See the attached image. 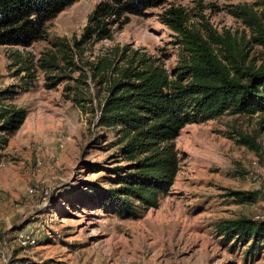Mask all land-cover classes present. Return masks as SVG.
<instances>
[{
    "label": "rangeland",
    "instance_id": "1",
    "mask_svg": "<svg viewBox=\"0 0 264 264\" xmlns=\"http://www.w3.org/2000/svg\"><path fill=\"white\" fill-rule=\"evenodd\" d=\"M96 1L66 5L47 22L43 39L27 46L0 43V90L10 89L0 106L26 109L5 141L0 129V264H264V252L244 258L243 246L222 242L215 230L222 219L264 217V153H257L264 145V111L223 112L185 123L174 139L179 160L169 192L138 217L82 205L78 194L85 180L105 176L90 164L109 165L116 151L113 130L96 125L89 108L84 112L80 106L97 107L105 94V84L97 83L85 61L115 56L127 45L169 70L178 47L158 15L173 5L181 6L198 28L207 22L217 32L226 29L248 40V58L257 64L262 47L228 9L245 3L258 11L264 0H163L128 15L110 38L75 47L72 40H78ZM57 39L70 44L79 68L43 70L39 57L55 49ZM13 50L17 58L10 55ZM75 93L81 94L80 103L71 99ZM234 130L254 135L260 146L237 142ZM234 190L252 191L253 197L238 201ZM20 230L33 233L35 242L19 244Z\"/></svg>",
    "mask_w": 264,
    "mask_h": 264
},
{
    "label": "trees",
    "instance_id": "2",
    "mask_svg": "<svg viewBox=\"0 0 264 264\" xmlns=\"http://www.w3.org/2000/svg\"><path fill=\"white\" fill-rule=\"evenodd\" d=\"M74 0H0V43L27 46L46 35V24ZM163 0H97L86 16L78 40L110 38L113 30L128 21V15L161 5ZM256 11L245 3L234 4L228 11L249 27L251 39L262 47L257 64L248 58V40L224 29L217 32L207 22L198 28L188 22L181 6L169 5L159 13V20L173 31L178 58L169 70L156 58L123 45L116 55L99 56L85 61L97 83L103 82L105 94L97 107L80 103L81 94L71 99L88 111L95 124L113 130L116 151L109 165L91 163L101 170L102 180L87 179L79 189L80 204L121 217H138L156 207L169 192L178 154L174 139L185 123L203 121L223 112L250 114L264 111V1ZM39 57L45 71L79 68L74 50L61 39L53 41ZM10 55L18 56L17 51ZM50 76V75H48ZM57 75L50 82L55 83ZM10 92L0 90V98ZM26 114L24 107L0 106V129L4 136L13 132ZM91 119H89L90 122ZM237 142L248 148L260 146L255 136L234 130ZM259 152L264 153V145ZM106 183V184H105ZM238 201L249 200L252 191L231 192ZM78 195L74 194L75 202ZM81 199V198H79ZM71 203V202H70ZM219 238L230 246H243L242 256L254 257L264 252V217L238 216L215 224ZM42 264V263H41Z\"/></svg>",
    "mask_w": 264,
    "mask_h": 264
},
{
    "label": "built area",
    "instance_id": "3",
    "mask_svg": "<svg viewBox=\"0 0 264 264\" xmlns=\"http://www.w3.org/2000/svg\"><path fill=\"white\" fill-rule=\"evenodd\" d=\"M16 238L22 246L34 243L36 239L33 233L21 230L16 233Z\"/></svg>",
    "mask_w": 264,
    "mask_h": 264
}]
</instances>
